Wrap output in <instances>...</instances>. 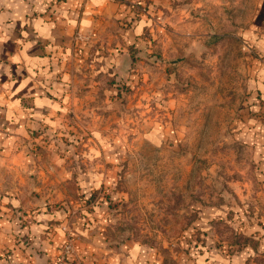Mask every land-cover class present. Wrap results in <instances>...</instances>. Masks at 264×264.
Returning <instances> with one entry per match:
<instances>
[{
    "label": "rangeland",
    "instance_id": "374dc122",
    "mask_svg": "<svg viewBox=\"0 0 264 264\" xmlns=\"http://www.w3.org/2000/svg\"><path fill=\"white\" fill-rule=\"evenodd\" d=\"M133 9L61 110L35 71L54 103L2 168L0 264H264V0Z\"/></svg>",
    "mask_w": 264,
    "mask_h": 264
},
{
    "label": "crops",
    "instance_id": "0c3cea01",
    "mask_svg": "<svg viewBox=\"0 0 264 264\" xmlns=\"http://www.w3.org/2000/svg\"><path fill=\"white\" fill-rule=\"evenodd\" d=\"M142 2L0 0V195L10 191L2 182L8 171L2 168L15 161L14 150L25 144L30 113H44L54 103L51 90L35 76L37 68L56 61V111L61 110L62 101L71 96L66 82L76 80L72 69H86L90 42L85 39H100L105 25L125 11L136 16L133 7Z\"/></svg>",
    "mask_w": 264,
    "mask_h": 264
}]
</instances>
